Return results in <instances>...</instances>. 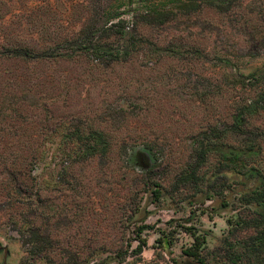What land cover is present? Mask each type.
Wrapping results in <instances>:
<instances>
[{
	"label": "rangeland",
	"instance_id": "obj_1",
	"mask_svg": "<svg viewBox=\"0 0 264 264\" xmlns=\"http://www.w3.org/2000/svg\"><path fill=\"white\" fill-rule=\"evenodd\" d=\"M89 4L0 0V45L39 52L50 39L72 37ZM110 4L132 28L133 13L147 3ZM132 34L130 54L110 63L85 52L0 56V264H188L183 249L193 238L186 226L206 233L208 250L227 234L233 209L220 208L218 197L191 203L193 190L171 192L168 183L189 155L190 136L230 124L238 103L264 92L261 82L228 85L217 59L251 49L263 54L233 58L234 64L247 65L245 72L264 64V0H236L223 12H178L164 24L137 22ZM154 45L183 53L155 52ZM249 128L264 131V111L249 118ZM94 132L105 140L104 154L86 153ZM262 150L264 168V144ZM4 167L16 173L17 191L7 192ZM149 168L168 189L160 198L145 185ZM141 224L150 227L135 253ZM32 233L50 243L23 247ZM39 244L45 247L24 258L25 248Z\"/></svg>",
	"mask_w": 264,
	"mask_h": 264
},
{
	"label": "trees",
	"instance_id": "obj_2",
	"mask_svg": "<svg viewBox=\"0 0 264 264\" xmlns=\"http://www.w3.org/2000/svg\"><path fill=\"white\" fill-rule=\"evenodd\" d=\"M112 1L89 0L88 17L72 37L50 39L48 47L39 52L19 44L8 47L0 45V56L42 59L71 57L85 52L99 63L125 60L137 41L132 34L137 22L147 25L164 24L178 12L188 15L203 7L223 12L236 0H171L169 6L161 2L156 3V0H136L147 4L143 10L133 13L132 28H128L127 20L120 17L121 13L110 4ZM133 1L135 0H126V4L130 5ZM116 18L118 19L115 21ZM111 35L114 36L113 41L106 39ZM153 49L155 52L172 55L183 53L173 45H154ZM262 54L250 49L218 57L219 64L228 70L225 76L230 79L228 85L251 88L258 82L264 84V64L245 72L243 69L247 65L240 67L233 61V58L243 57L251 60ZM246 100L248 101L242 100L236 105L230 124H215L190 136L189 155L168 183L171 192L180 189L193 190L192 198H188L191 203L218 197L220 208L229 207L234 211L227 220V234L211 250L206 246V233H198L192 226L185 227L193 238V242L183 249L188 264H264V168L259 161L263 152L264 131L249 128V118L261 110L264 111V92L259 97L256 93L255 98ZM90 137L95 142L88 145L86 153L104 154L106 147L102 134L94 132ZM4 168L9 179L6 182L7 192L17 191L16 173L13 168ZM151 172L152 168H149L145 185L152 186V193L156 198H160L168 189H164L162 180H153ZM148 227V224L137 227V244L133 248L135 253H141L146 245V239L141 237L140 233ZM32 237V240L23 241V247L27 241L50 243L46 235L32 233ZM42 246L39 244L38 247L25 248L24 258L28 252L32 254L33 249L39 252L45 247Z\"/></svg>",
	"mask_w": 264,
	"mask_h": 264
}]
</instances>
